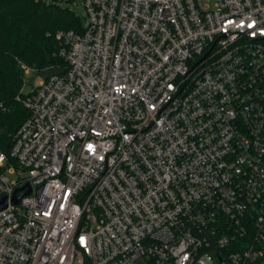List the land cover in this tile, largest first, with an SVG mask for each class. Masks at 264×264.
Returning a JSON list of instances; mask_svg holds the SVG:
<instances>
[{"label": "built area", "instance_id": "built-area-1", "mask_svg": "<svg viewBox=\"0 0 264 264\" xmlns=\"http://www.w3.org/2000/svg\"><path fill=\"white\" fill-rule=\"evenodd\" d=\"M85 6L0 147V264H264V0Z\"/></svg>", "mask_w": 264, "mask_h": 264}, {"label": "trees", "instance_id": "trees-1", "mask_svg": "<svg viewBox=\"0 0 264 264\" xmlns=\"http://www.w3.org/2000/svg\"><path fill=\"white\" fill-rule=\"evenodd\" d=\"M79 16L57 0H0V147L9 152L13 135L29 113L18 94L20 61L44 77L59 70V30L83 31ZM50 70L44 73V70Z\"/></svg>", "mask_w": 264, "mask_h": 264}, {"label": "rangeland", "instance_id": "rangeland-1", "mask_svg": "<svg viewBox=\"0 0 264 264\" xmlns=\"http://www.w3.org/2000/svg\"><path fill=\"white\" fill-rule=\"evenodd\" d=\"M202 1L204 4H207L209 6H213L215 3V0H202ZM57 2L61 7L73 10L79 16L83 26L87 24L88 14L85 6V0H57ZM49 72H50L49 69L44 70V73L46 74ZM43 78H44L43 75L36 74V71L32 68H30L29 72L24 71V79L27 80V84L25 85L24 91L28 92L29 90H31ZM210 255L214 260H216L215 252H210Z\"/></svg>", "mask_w": 264, "mask_h": 264}, {"label": "water", "instance_id": "water-1", "mask_svg": "<svg viewBox=\"0 0 264 264\" xmlns=\"http://www.w3.org/2000/svg\"><path fill=\"white\" fill-rule=\"evenodd\" d=\"M31 191H30V189L29 190H27L25 193H30ZM21 197V195H18V196H15L14 198H13V201L15 202V203H17L18 201H19V198ZM7 205V199L6 198H3V199H1L0 200V209L1 208H3V207H5Z\"/></svg>", "mask_w": 264, "mask_h": 264}]
</instances>
